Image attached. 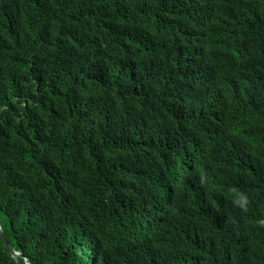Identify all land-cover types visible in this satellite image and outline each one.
<instances>
[{
    "label": "trees",
    "instance_id": "trees-1",
    "mask_svg": "<svg viewBox=\"0 0 264 264\" xmlns=\"http://www.w3.org/2000/svg\"><path fill=\"white\" fill-rule=\"evenodd\" d=\"M0 218L32 264H264V0H0Z\"/></svg>",
    "mask_w": 264,
    "mask_h": 264
},
{
    "label": "water",
    "instance_id": "water-1",
    "mask_svg": "<svg viewBox=\"0 0 264 264\" xmlns=\"http://www.w3.org/2000/svg\"><path fill=\"white\" fill-rule=\"evenodd\" d=\"M0 240L3 242L4 246L8 249L9 253L12 255L14 259L18 260L19 257H24L22 253L13 249L9 241L7 240L4 230H3L1 218H0ZM24 258H25L24 264H32L31 261L27 257H24Z\"/></svg>",
    "mask_w": 264,
    "mask_h": 264
},
{
    "label": "clouds",
    "instance_id": "clouds-1",
    "mask_svg": "<svg viewBox=\"0 0 264 264\" xmlns=\"http://www.w3.org/2000/svg\"><path fill=\"white\" fill-rule=\"evenodd\" d=\"M14 249V248H13ZM17 251V250H16ZM19 252V251H18ZM21 253V252H20ZM10 254V253H9ZM11 255V254H10ZM12 256V255H11ZM25 257V256H24ZM24 257H22V258H24ZM20 258V257H19ZM28 258V257H27ZM29 259V258H28ZM16 260V259H15ZM24 260H25V258H24ZM17 261V260H16ZM25 263V262H24ZM24 263H22V264H24Z\"/></svg>",
    "mask_w": 264,
    "mask_h": 264
}]
</instances>
